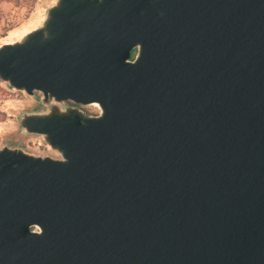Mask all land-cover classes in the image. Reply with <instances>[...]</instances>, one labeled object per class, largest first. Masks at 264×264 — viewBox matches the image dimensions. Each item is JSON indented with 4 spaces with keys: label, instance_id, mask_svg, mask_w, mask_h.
<instances>
[{
    "label": "water",
    "instance_id": "95a60500",
    "mask_svg": "<svg viewBox=\"0 0 264 264\" xmlns=\"http://www.w3.org/2000/svg\"><path fill=\"white\" fill-rule=\"evenodd\" d=\"M47 1L0 43L36 101L0 146V264H264V0Z\"/></svg>",
    "mask_w": 264,
    "mask_h": 264
},
{
    "label": "rangeland",
    "instance_id": "374dc122",
    "mask_svg": "<svg viewBox=\"0 0 264 264\" xmlns=\"http://www.w3.org/2000/svg\"><path fill=\"white\" fill-rule=\"evenodd\" d=\"M47 0H0V43L17 38L20 34L33 27L40 18ZM0 92H6L2 98V108L6 118L0 123V146L4 139L16 132L18 128L17 114L26 108L35 106L34 98L21 92H12L0 82ZM95 112L97 107H86ZM38 137H29L25 140V147L35 153L40 149L37 145ZM42 142V141H41ZM43 155V154H41Z\"/></svg>",
    "mask_w": 264,
    "mask_h": 264
},
{
    "label": "trees",
    "instance_id": "16d2710c",
    "mask_svg": "<svg viewBox=\"0 0 264 264\" xmlns=\"http://www.w3.org/2000/svg\"><path fill=\"white\" fill-rule=\"evenodd\" d=\"M6 92H0V123L3 122L6 118V112L4 111V109L2 108V103H3V98L2 96L5 94Z\"/></svg>",
    "mask_w": 264,
    "mask_h": 264
},
{
    "label": "built area",
    "instance_id": "2783aa9c",
    "mask_svg": "<svg viewBox=\"0 0 264 264\" xmlns=\"http://www.w3.org/2000/svg\"><path fill=\"white\" fill-rule=\"evenodd\" d=\"M37 145L40 149L41 154L46 155V154H50L53 155V153L51 151H49L41 142V140L37 139Z\"/></svg>",
    "mask_w": 264,
    "mask_h": 264
},
{
    "label": "flooded vegetation",
    "instance_id": "af4514ba",
    "mask_svg": "<svg viewBox=\"0 0 264 264\" xmlns=\"http://www.w3.org/2000/svg\"><path fill=\"white\" fill-rule=\"evenodd\" d=\"M137 51H138L137 48H135V49H133V50L131 51V57H130L131 60H134V58H135V56H136V54H137ZM84 110H85V112H86L87 114H94V113L97 112V109H96L95 112H93V111H89L86 107L84 108Z\"/></svg>",
    "mask_w": 264,
    "mask_h": 264
}]
</instances>
